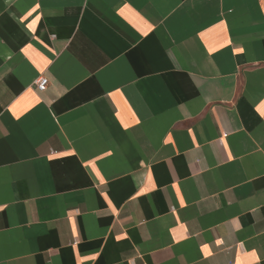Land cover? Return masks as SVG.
<instances>
[{
    "label": "crops",
    "instance_id": "crops-1",
    "mask_svg": "<svg viewBox=\"0 0 264 264\" xmlns=\"http://www.w3.org/2000/svg\"><path fill=\"white\" fill-rule=\"evenodd\" d=\"M0 264H264V0H0Z\"/></svg>",
    "mask_w": 264,
    "mask_h": 264
},
{
    "label": "built area",
    "instance_id": "built-area-1",
    "mask_svg": "<svg viewBox=\"0 0 264 264\" xmlns=\"http://www.w3.org/2000/svg\"><path fill=\"white\" fill-rule=\"evenodd\" d=\"M48 85L49 80L46 77H40L35 83L36 88L40 91H44Z\"/></svg>",
    "mask_w": 264,
    "mask_h": 264
}]
</instances>
